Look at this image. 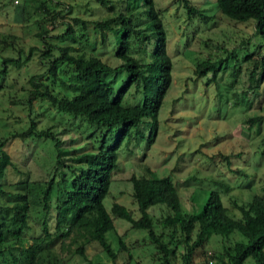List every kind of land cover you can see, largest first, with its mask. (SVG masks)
I'll use <instances>...</instances> for the list:
<instances>
[{"label":"rangeland","instance_id":"1","mask_svg":"<svg viewBox=\"0 0 264 264\" xmlns=\"http://www.w3.org/2000/svg\"><path fill=\"white\" fill-rule=\"evenodd\" d=\"M51 1L0 0V58L19 61L18 66L9 67L7 76L0 81V139L25 131L32 122L35 130L55 134L62 151L60 159L71 165L70 157L75 155V149L88 150L86 135L90 130L87 131L79 119L54 113L46 102L35 99L29 109L24 103L27 78L46 67L37 59L39 51L44 50L37 35L43 33L46 41L54 42L50 36L58 35L68 24L73 30V38L62 45H70L72 54L81 52L84 56H97L106 64L116 66L118 60L114 58L113 50L117 35L101 30L94 22L115 15L122 0H110L103 6L89 3L91 0ZM152 2L164 32L171 80L157 111L151 143H146L148 129L146 119L142 118L117 149L116 167L110 174L103 207L109 212L111 203L116 202L126 208L132 218H138L128 179L152 174L158 178H170L185 211L195 210L213 190L227 209V215L238 218L231 200L244 204L252 196L264 198V119L251 125L245 121L264 115V79L261 80L260 71L251 72L253 61L263 54L261 45L264 39L254 29L253 21L240 23L226 18L214 8L213 0H187L191 7L202 13L189 18L180 0ZM40 4L47 15L38 9ZM111 5L112 11L108 10ZM139 5L131 15L125 16L135 32H141L139 42L130 44L129 54L138 62H147L148 46L143 36H149L150 30L143 25L141 2ZM56 13L61 16L51 20L50 15ZM73 17L84 21V25L80 22L74 24ZM41 60L46 62L47 59ZM204 61L218 66L213 79L211 73L195 76V68ZM110 78L117 86L124 76L116 73ZM6 81L12 83L10 88L4 86ZM133 95V90L129 89L123 103H132ZM2 149L11 165L3 169L0 178V216L4 214L3 207L13 205L15 196L23 194L32 201L29 203L30 218L31 214L39 213L40 190L47 180L52 179L58 189H63V181L70 171L58 168L59 165L51 170L54 150L41 138H14L8 140ZM55 191L56 188L51 200ZM149 213L156 222L153 231L159 234L162 229L157 220L162 217V209L152 207ZM112 223L114 229L105 234V239L116 255L113 262L96 243H90L83 258L65 256L63 264H161L160 255L154 251L144 230L130 228L126 221L116 217H112ZM28 224V235H34V221L28 219ZM168 234L169 231H162L160 239L165 242ZM177 237L175 233L170 240V245H174L169 258L171 264H183L184 244H178ZM194 237L195 228L188 242ZM118 238L129 257L119 251ZM238 241L244 239L236 232L226 238L210 234L193 249L189 264H228V252ZM5 247L0 264H14L10 257L14 256V240L7 241L6 237ZM54 249L57 250L56 246ZM242 264L252 262L247 259Z\"/></svg>","mask_w":264,"mask_h":264},{"label":"trees","instance_id":"2","mask_svg":"<svg viewBox=\"0 0 264 264\" xmlns=\"http://www.w3.org/2000/svg\"><path fill=\"white\" fill-rule=\"evenodd\" d=\"M109 1L91 0L89 3L103 6ZM180 1L188 18L202 15L187 0ZM140 2L144 13L143 25L150 30L149 36H143L148 46L147 62H138L129 54L130 44L139 42L141 32H135L125 16L131 15ZM121 4L115 15L94 22L101 30L112 31L117 35L113 50V56L118 60L116 66L106 64L97 56H84L81 52L72 54L70 45H62L73 38V30L68 24L64 25L58 35L50 36L54 42L46 41L43 33L37 35L44 44V50L39 51L37 59L40 65L46 67L27 78L24 103L29 109L35 99L41 100L48 103L54 113L79 119L87 131L90 130L86 135L89 147L88 150L75 149V155L70 157L71 165H66L60 159L62 151L55 134L47 130H35L32 122L25 131L0 139V178L3 169L11 165L8 155L2 149L3 145L14 138L35 137L48 141L54 150L51 170L59 165L58 168L70 171V175L63 181V189H58L52 179L47 180L40 190L39 213L31 214L30 218L28 212L32 201H28L23 194L15 196L13 205L2 208L0 256L7 249V237V241L14 240V256L10 255L14 264H63L65 256L77 255L83 258L90 243H96L100 251L113 262L116 255L106 241L105 234L113 231L112 217H116L126 221L130 228L146 232L154 251L160 255L161 264H171L169 258L174 245H170V240L175 233L178 236L176 242L184 244L182 263L189 264L193 249L205 237L212 234L226 238L232 232H236L244 241L232 244L227 255L228 264H242L247 259L252 264H264V198L252 196L244 204L231 200L232 208L239 214L238 218H232L227 215V209L222 205L218 193L210 190L197 208L188 212L182 208L170 178H158L150 174L148 177L130 176L128 179L138 218H132L129 211L116 202L111 203L109 212L104 209L102 200L108 192L110 174L116 167L117 149L130 129L142 118L146 119L148 129L146 143H151L156 130L157 111L171 80L164 32L152 0H122ZM213 6L228 19L240 23L253 21L254 29L264 39V0H213ZM38 9L48 14L42 4ZM108 10L112 11L113 6H109ZM20 13H23L22 8ZM58 15L61 16L60 13L50 15V19L54 20ZM71 21L84 25V21L79 18L73 17ZM261 47L263 54L253 61L251 72L260 71L263 80L264 42ZM41 59L48 61L42 62ZM18 65V59L0 58V81L7 76L9 67ZM217 67L204 61L197 65L194 74L200 77L211 73L210 78L213 79L218 72ZM116 73L124 76L117 86L110 78ZM230 75L234 77L233 72ZM4 86L10 88L12 83L6 81ZM129 89L134 92L133 101L126 105L123 98ZM262 119L264 115L245 121L251 125ZM54 188L56 191L51 200ZM156 206L162 209V217L157 220L159 228L169 231L165 242L160 239L162 231L159 234L153 231L156 222L149 209ZM28 219L34 221V235H28ZM194 228L195 237L188 242ZM117 243L119 251L129 257L119 238Z\"/></svg>","mask_w":264,"mask_h":264},{"label":"built area","instance_id":"3","mask_svg":"<svg viewBox=\"0 0 264 264\" xmlns=\"http://www.w3.org/2000/svg\"><path fill=\"white\" fill-rule=\"evenodd\" d=\"M15 2V1H14Z\"/></svg>","mask_w":264,"mask_h":264}]
</instances>
